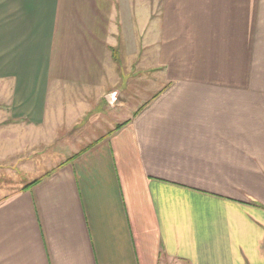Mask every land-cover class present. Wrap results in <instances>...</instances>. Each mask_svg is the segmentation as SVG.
Listing matches in <instances>:
<instances>
[{"label": "crops", "instance_id": "crops-1", "mask_svg": "<svg viewBox=\"0 0 264 264\" xmlns=\"http://www.w3.org/2000/svg\"><path fill=\"white\" fill-rule=\"evenodd\" d=\"M145 1L0 0V264H264V0Z\"/></svg>", "mask_w": 264, "mask_h": 264}, {"label": "rangeland", "instance_id": "rangeland-1", "mask_svg": "<svg viewBox=\"0 0 264 264\" xmlns=\"http://www.w3.org/2000/svg\"><path fill=\"white\" fill-rule=\"evenodd\" d=\"M143 8H148V1L143 0ZM145 27H146V23L143 26V28H145ZM146 30H148V24H147ZM1 89H3V88L1 87ZM4 98H5L4 96L0 95V137L3 139L6 138V131H7L9 134H12L13 132H17L19 134V136H20V132H21V134L25 135L24 137L27 138V134H28L27 131H25L23 129L21 130V128H18V127H10V124H8L9 122H7V124H6L5 120L8 119L9 117H8V114L5 110ZM127 116H128V113H127ZM102 131L97 132L98 135L100 133L104 134ZM95 136H97V135L95 134ZM14 138H15V136H13V139ZM79 139L81 140V142H79L80 144L77 145V147L81 146V148L83 149L86 146H88L87 142L84 143L83 136H81ZM23 142H24V140H23ZM32 145L33 144L27 143L26 148H24V150L30 148ZM20 155H22V154H20ZM66 156H72L71 149L68 152H66ZM32 162L35 163L34 160L30 161V160H27L25 158L24 159L19 158V160H14V161L9 160V159L1 160L0 161V183H3L4 186L8 187L7 189H9L10 192L17 190L23 184L30 183L38 175H36L35 177H33L34 175H28L27 172H25V170H23V167L24 166H30L29 163H32ZM40 171H42V170L39 168L37 170V168H36L35 172L38 173ZM31 178H33V179H31Z\"/></svg>", "mask_w": 264, "mask_h": 264}, {"label": "trees", "instance_id": "trees-1", "mask_svg": "<svg viewBox=\"0 0 264 264\" xmlns=\"http://www.w3.org/2000/svg\"><path fill=\"white\" fill-rule=\"evenodd\" d=\"M32 184H34V183H32ZM30 185H31V184H30ZM30 185H29V186H30ZM29 186H27V188H28Z\"/></svg>", "mask_w": 264, "mask_h": 264}]
</instances>
